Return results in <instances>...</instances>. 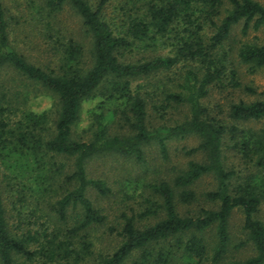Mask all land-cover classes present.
Wrapping results in <instances>:
<instances>
[{"label": "trees", "instance_id": "obj_1", "mask_svg": "<svg viewBox=\"0 0 264 264\" xmlns=\"http://www.w3.org/2000/svg\"><path fill=\"white\" fill-rule=\"evenodd\" d=\"M109 3L0 0V69L11 68L52 92L58 106L53 113L25 109L17 93L0 83V264H124L137 251L133 264H219L228 250L230 217L236 208L244 212V228L256 252L229 264H264V221L255 216L264 200V179L252 173L236 175L225 167L222 156L224 138L229 137L246 162L264 170V125L258 131L239 126L242 121L264 120V90L260 99L230 105L232 123L213 117L202 102L211 85L224 88L228 77L230 84L240 85L235 69L228 68L223 45L241 21L243 35L251 22L254 29L263 26L264 4L121 0L108 16ZM67 10L90 37L88 52L64 24L61 16ZM158 43L171 47L167 55L124 59L140 44L147 48ZM237 56L241 62L264 67V45L244 42ZM177 66L175 89L166 88L164 99L153 108L163 117L173 103L186 105L188 115L155 128L148 118V97L133 91L131 80ZM96 98L98 104L89 113L92 138L75 137L83 104ZM107 105L114 107L106 113ZM113 120L118 131L111 133ZM188 134L200 138L188 153L201 151L204 159L189 161L172 181L151 184L159 199L150 200L138 214L122 212L118 226L107 225L108 214L89 190L99 197H108L112 190L104 179L89 176L87 162L107 153L141 162L143 146L153 140L168 157L165 141ZM57 157L74 159L73 165ZM208 173L215 175L217 186L204 197L217 207L180 214L177 203L198 200L189 186ZM149 216L160 218L137 223ZM106 226L120 243L113 250H96L94 231ZM209 230H215L214 242L205 236ZM160 242L172 246L155 256L150 246Z\"/></svg>", "mask_w": 264, "mask_h": 264}, {"label": "rangeland", "instance_id": "obj_2", "mask_svg": "<svg viewBox=\"0 0 264 264\" xmlns=\"http://www.w3.org/2000/svg\"><path fill=\"white\" fill-rule=\"evenodd\" d=\"M121 0H110L106 7V14L112 15L116 11V6H120ZM264 4V0H257ZM63 18L64 24L67 25L74 35L85 45V50L90 47V37L79 29V19L72 13L66 11ZM119 21V20H118ZM244 21L236 24L230 33L229 38L223 45L222 51L227 52L229 62L228 68L235 69L236 79L240 83L239 86L230 84L229 77L225 81L226 87L218 84H213L209 87L208 94L202 99L203 104L210 110L211 115L226 123H232L228 116L229 107L232 103L244 100L250 102L260 99L259 92L264 90V67H255L252 63L241 62L237 56L238 50L242 43H252L264 45V25L259 29L253 28V22L249 24L246 35L242 33ZM171 47H164L160 43L156 47L144 48L143 44L134 48L133 51H127L124 54L125 60H133L145 56L153 55H167ZM181 66V65H180ZM180 66L175 69L162 70L157 73H152L145 77L134 78L131 80L132 90L142 93L148 97V118L150 125L157 128L160 126H169L176 121H181L188 115V106L172 104L168 107L162 115L153 108L154 104H159L164 99V90L166 88L175 89L174 79L178 81ZM0 83L7 85L9 89L17 93L20 105L25 106V109H30L36 112L50 110L52 113L56 111L57 99L52 92L42 88L41 86L30 83L28 80L17 75L11 68L5 67L0 69ZM177 83V82H176ZM254 88L257 92L251 93L246 87ZM24 99L26 100L24 102ZM99 99H93L83 104L81 111V119L74 127V136L83 137L88 140L92 138V131H90L89 113L97 106ZM26 104V105H24ZM114 106L107 105L105 112ZM264 125V120L242 121L239 126L246 129H253L258 131ZM111 133L118 131L116 123L111 122ZM167 155L164 157L161 151L159 141L153 140L143 146L144 159L138 162L134 157H125L117 153H107L96 155L87 162V171L89 176L100 177L104 179L111 187L112 193L108 197H99L94 190H89V196L96 204L103 207L108 214L107 225H117V219L122 212L138 214L142 212L151 203L150 200L156 201L159 199L151 184L162 180L172 181L174 176L180 171L187 168L191 160H203L205 155L199 151L196 153H188V150L196 147L200 138L196 134H188L184 136H176L167 139ZM233 140L225 137L222 145V156L224 165L227 169L233 170L236 175L247 176L249 173L257 174L258 178L264 179V170L257 168L250 162H246L238 150L232 148ZM73 165L74 159L57 157ZM4 169V167H3ZM217 180L213 173H208L198 179L195 183L189 186L190 189L197 193L198 200L192 204L177 203V210L182 215L197 214L202 207L216 208L217 205L208 201L204 197V193L215 189ZM162 216V215H161ZM256 218L264 221V200L260 205ZM160 218V217H159ZM157 216H149L141 219L137 223L142 226L151 224L159 219ZM214 231L209 230L205 233L207 239L214 242ZM230 242L228 250L219 264H229L235 260H244L249 256L255 254L256 250L254 244L249 238L248 231L244 228V212L241 208L234 209L229 223ZM96 240V250H113L119 243L120 238L117 234H110L106 227H97L94 231ZM176 240H172L170 244H174ZM169 242H160L156 245L150 246L155 256L157 252L167 251L171 248ZM175 253L176 247H172ZM140 251L133 253L124 264H133L138 259ZM208 264V263H207Z\"/></svg>", "mask_w": 264, "mask_h": 264}]
</instances>
